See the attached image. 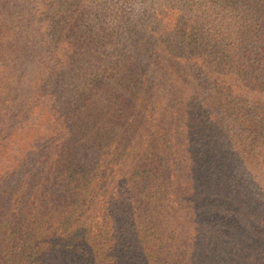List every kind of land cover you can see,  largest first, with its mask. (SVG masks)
<instances>
[{"label":"trees","instance_id":"16d2710c","mask_svg":"<svg viewBox=\"0 0 264 264\" xmlns=\"http://www.w3.org/2000/svg\"><path fill=\"white\" fill-rule=\"evenodd\" d=\"M147 3L0 0V264H264V0Z\"/></svg>","mask_w":264,"mask_h":264},{"label":"rangeland","instance_id":"374dc122","mask_svg":"<svg viewBox=\"0 0 264 264\" xmlns=\"http://www.w3.org/2000/svg\"><path fill=\"white\" fill-rule=\"evenodd\" d=\"M93 6L91 7L92 14L94 11H100L102 14V25H107L109 32L112 38H114L115 35V27L117 29L123 28V33H126L131 30H137L139 33L143 30H145L148 26L151 30L157 29V20H155V16H152V13L147 12L148 11V0H92ZM183 1V0H178ZM144 12H147L144 14ZM143 13V15H142ZM147 16L143 20L144 17ZM92 18V16L90 15ZM101 18V17H100ZM91 20V19H89ZM94 21V19H92ZM103 32V31H102ZM137 33V34H139ZM111 44L108 47H111V50L114 47H123L122 41L119 42V45L115 42H110ZM127 45H130L133 43V40L131 39L130 42H126ZM109 49V48H108ZM29 69V66H28ZM62 95H64L65 98L63 100L65 101L67 98L72 97L74 93L62 89ZM74 97V96H73ZM75 97H79L78 95H75ZM81 98V97H80ZM37 109L34 112V116H37ZM18 140H21L22 138H17ZM248 172V171H247ZM249 173V172H248ZM248 176L252 179L254 178L253 174L249 173ZM258 176V175H257ZM257 176H255L253 182V187H255L261 194L264 193V185L257 182ZM258 193V194H259ZM260 195V194H259ZM261 197V195H260Z\"/></svg>","mask_w":264,"mask_h":264}]
</instances>
